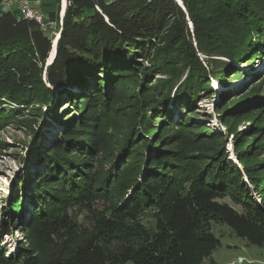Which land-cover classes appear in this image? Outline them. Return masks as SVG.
Segmentation results:
<instances>
[{
    "label": "trees",
    "instance_id": "1",
    "mask_svg": "<svg viewBox=\"0 0 264 264\" xmlns=\"http://www.w3.org/2000/svg\"><path fill=\"white\" fill-rule=\"evenodd\" d=\"M70 1L46 79L50 37L36 19L0 12V130L33 129L52 87L53 112L74 108L30 177L27 246L8 253L5 226L0 264H219L218 224L264 246L262 89L224 121L244 117L255 132L237 137L242 170L224 136L195 121L211 78L228 83L242 76L233 62L264 58V0H182L186 11L176 0Z\"/></svg>",
    "mask_w": 264,
    "mask_h": 264
},
{
    "label": "rangeland",
    "instance_id": "2",
    "mask_svg": "<svg viewBox=\"0 0 264 264\" xmlns=\"http://www.w3.org/2000/svg\"><path fill=\"white\" fill-rule=\"evenodd\" d=\"M50 9H58V5L50 0H45L41 6L36 7L37 13H46ZM192 28V24L190 23ZM44 27H42L43 29ZM51 29H47L49 32ZM43 31H45L43 29ZM51 32V31H50ZM56 43V39L54 40ZM205 58V56H203ZM238 70L242 71V76H238L234 80L226 83L219 82L211 78V85L214 87V94L211 97L202 98L197 102V115L195 119L197 123L206 124L212 131L224 136L226 141L225 147L228 151V160L237 168L242 170V163L238 159L239 146L242 142L237 141V137L241 133H246L249 139L255 134L249 120L244 117L233 119L230 128L226 126V113L234 108V103L241 102L240 95L255 86H260L264 93V58L253 60L251 63L233 62ZM231 91L229 95L224 94ZM54 96H60V89H56ZM237 97V98H236ZM53 101V100H52ZM172 97L168 107L176 114L175 108L171 104ZM52 104L48 103L42 109L44 116L32 117L38 122L33 123L38 138L32 142L33 132L29 127L20 124L17 120L7 124L0 130V230H4L5 226L10 229V233L4 232L1 244L8 250V253H16L20 246H27L28 223L36 209L32 203L31 193L35 188V180L33 177L36 171H41L44 166V160L40 161L39 157L44 154V147H49L55 135L62 129V119L71 116L74 108L62 104L53 112ZM174 110V111H173ZM25 112H27L25 108ZM173 115L177 118V114ZM231 119H227L231 122ZM157 120V115L154 118ZM41 123L43 126L40 128ZM231 129V130H230ZM233 132V133H232ZM12 200H18L14 222H10V214L8 204ZM226 201L230 202L229 199ZM79 220L83 226H89V221L82 214ZM151 219L146 217L144 221L147 223ZM6 228V227H5ZM217 235L221 244L213 252V258L219 264H230L239 257L244 260L235 264H264V246L249 243L245 239L236 236L230 227L226 224L217 225ZM126 264H136L129 261Z\"/></svg>",
    "mask_w": 264,
    "mask_h": 264
},
{
    "label": "water",
    "instance_id": "3",
    "mask_svg": "<svg viewBox=\"0 0 264 264\" xmlns=\"http://www.w3.org/2000/svg\"><path fill=\"white\" fill-rule=\"evenodd\" d=\"M44 1V0H43ZM179 5L186 11L185 9V6H184V3L182 0H176ZM64 3H66V8L63 10V6H64ZM43 4V2H42ZM41 4V5H42ZM40 5V6H41ZM58 16L57 17H51L49 15V13H43V14H46L55 24H54V27L51 29V32L49 34H47L45 31V34L48 35L51 39V49H50V52H49V57L46 61V65H45V71H44V78L46 79V71H47V67L50 66L55 58H56V55H57V48H58V42H59V39L61 37V33H62V28H63V21H64V17L66 15V12L68 10V7L71 5V1L70 0H59L58 3ZM96 8L100 11V8L99 6H96ZM106 20H108V18L106 17ZM192 24V23H191ZM42 28V27H41ZM43 30V29H42ZM58 37V41H57V44L56 46L54 45V40L55 38ZM53 88V96L52 98L49 100V102L47 103H43L42 104V109L44 108L45 105H47L48 103H50L51 100H53V97L56 98V96H54V92L56 89H59L58 87H52ZM44 111H43V116H44ZM43 126V123H41L40 125V128ZM32 132H33V138H32V142L34 140H36L38 138V135L39 133H36V130L32 129Z\"/></svg>",
    "mask_w": 264,
    "mask_h": 264
},
{
    "label": "built area",
    "instance_id": "4",
    "mask_svg": "<svg viewBox=\"0 0 264 264\" xmlns=\"http://www.w3.org/2000/svg\"><path fill=\"white\" fill-rule=\"evenodd\" d=\"M42 2L43 0H2L0 12L14 10L19 19H36L46 32L47 29H52L55 23L46 14L36 12L35 7L40 6ZM13 6H16V9H13ZM50 31L46 33L49 34ZM243 260L242 257H239L230 264L240 263Z\"/></svg>",
    "mask_w": 264,
    "mask_h": 264
},
{
    "label": "bare ground",
    "instance_id": "5",
    "mask_svg": "<svg viewBox=\"0 0 264 264\" xmlns=\"http://www.w3.org/2000/svg\"><path fill=\"white\" fill-rule=\"evenodd\" d=\"M108 2H110V0H108ZM66 8V3H64V6H63V10ZM56 39V43H54V45L56 46V44H57V41H58V37L57 38H55Z\"/></svg>",
    "mask_w": 264,
    "mask_h": 264
},
{
    "label": "crops",
    "instance_id": "6",
    "mask_svg": "<svg viewBox=\"0 0 264 264\" xmlns=\"http://www.w3.org/2000/svg\"><path fill=\"white\" fill-rule=\"evenodd\" d=\"M44 1H45V0H44ZM44 1H43V2H44ZM50 1H53V0H50ZM1 2H2V0H0V8H1V4H2ZM13 9H16V6H13ZM35 9H36V7H35Z\"/></svg>",
    "mask_w": 264,
    "mask_h": 264
}]
</instances>
